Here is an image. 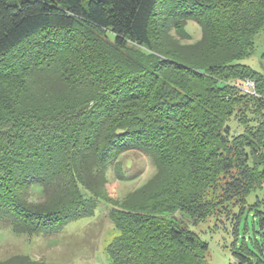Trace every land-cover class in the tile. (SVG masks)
<instances>
[{
	"label": "trees",
	"instance_id": "obj_1",
	"mask_svg": "<svg viewBox=\"0 0 264 264\" xmlns=\"http://www.w3.org/2000/svg\"><path fill=\"white\" fill-rule=\"evenodd\" d=\"M181 19L206 59L161 45ZM263 29L264 0H0V222L37 235L105 201L112 264H207L192 226L222 206L229 264H264V74L241 62ZM48 55L57 92L34 84ZM131 150L156 171L114 201Z\"/></svg>",
	"mask_w": 264,
	"mask_h": 264
},
{
	"label": "rangeland",
	"instance_id": "obj_2",
	"mask_svg": "<svg viewBox=\"0 0 264 264\" xmlns=\"http://www.w3.org/2000/svg\"><path fill=\"white\" fill-rule=\"evenodd\" d=\"M179 23L181 27L185 25L182 31H177L172 25L168 36L160 34L161 45L169 47L176 54L181 53L189 57V60L206 59L207 48L197 45L202 38L201 26L195 20L181 19ZM170 40L177 46L169 44ZM139 49L146 51L143 47ZM38 61V64L47 61L40 68H49L34 75L35 86L42 88L39 92H44L45 89L53 92L64 89V81L58 77L51 57L48 55L47 58ZM241 62L264 74V29L255 38L254 52ZM5 81L0 78V88L7 87ZM232 123L235 133H240L241 128L238 124ZM120 159L124 165L126 179L118 176L112 169L108 173L109 180L106 184L108 196L114 201H122L127 194L149 180L156 171L151 158L143 152L131 150ZM39 193L38 188L32 189L33 198L36 199ZM257 193L262 197L264 190H258ZM216 194L220 195L221 190L219 189ZM255 195L256 193H252L248 197L249 202H254ZM232 204H227V209L231 210ZM110 206L111 203L101 201L92 215L68 221L52 231L32 236L17 233L10 223L0 222V264H112L107 245L116 234V229L113 220L108 216ZM221 208L222 206L206 220L192 226L209 243V250L206 253L207 264H229L233 261L230 250L233 236L227 231L231 224L225 218V212L220 211Z\"/></svg>",
	"mask_w": 264,
	"mask_h": 264
},
{
	"label": "built area",
	"instance_id": "obj_3",
	"mask_svg": "<svg viewBox=\"0 0 264 264\" xmlns=\"http://www.w3.org/2000/svg\"><path fill=\"white\" fill-rule=\"evenodd\" d=\"M243 89L246 90L247 92L255 94V81L252 79H247L245 81V84L243 85Z\"/></svg>",
	"mask_w": 264,
	"mask_h": 264
}]
</instances>
